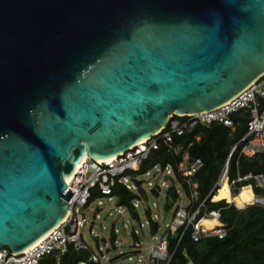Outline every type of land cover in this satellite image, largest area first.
Wrapping results in <instances>:
<instances>
[{"label":"water","instance_id":"obj_1","mask_svg":"<svg viewBox=\"0 0 264 264\" xmlns=\"http://www.w3.org/2000/svg\"><path fill=\"white\" fill-rule=\"evenodd\" d=\"M263 73L264 0H0V247L62 221L84 154L105 166Z\"/></svg>","mask_w":264,"mask_h":264},{"label":"built area","instance_id":"obj_2","mask_svg":"<svg viewBox=\"0 0 264 264\" xmlns=\"http://www.w3.org/2000/svg\"><path fill=\"white\" fill-rule=\"evenodd\" d=\"M261 100H264V73L236 96L212 110L172 115L165 127L152 136L137 142L128 151L108 161L105 166L86 156L80 167L75 170L73 178L69 182L65 179L67 189L73 191L72 197L68 201V216L66 219L50 230L42 241L29 246L24 253L15 254L7 247H0V264H41L43 257L47 254L54 255L55 264H60L61 257L67 251L68 244H73L77 249H90L88 243L83 239L82 233L88 225L86 212L93 199H99L97 201L98 205L102 204L101 198L104 196H109V199H112L114 187L118 184L129 190L137 188L142 192L143 184L135 186L132 183L133 179L127 172L129 170H140L150 152L153 149H158L161 140L172 144L174 135H184L186 132L194 130L198 125L210 127L213 124H222L235 129L233 114L240 110H246L249 112L250 117L244 135L232 146L217 183L197 206L195 202L198 199L199 190L198 181L194 176L203 167L204 162L201 158L190 155L189 148L193 142L189 143L187 147L181 145L171 146L172 155L179 158L176 162L177 168H173L172 165L163 168L160 164L154 167L164 176V179H166L165 177L169 179L177 175L182 177L188 189V192L186 191L188 202L186 205L179 204L176 207L172 222L167 225L158 242L149 243L144 248L142 242L136 239L133 250L121 254V257L125 256L132 260L134 256H137V261L133 264H160L162 262L168 264L172 258L168 248V237L179 229H182L179 241L188 230H191V237L194 241L206 237L224 238L230 228L221 220L220 209L207 208V200H225L239 210L254 204L264 206V194L255 191V188L264 189V171L241 173L237 169L235 176L232 177L230 174V163L236 154L239 158L241 156H260L264 153V109L260 110ZM199 138L200 135H197L195 140H199ZM146 174H149V171ZM224 183L228 185L231 201H228L227 198L214 199ZM148 184L151 185V182H148ZM244 187H250L253 196L250 201L238 205L234 198L240 194ZM169 188H172V185ZM156 189H160V187L157 186ZM94 193H98L95 198H93ZM134 206L138 208L139 201H135ZM152 217L153 219L157 218V216ZM205 221H215L216 223L209 226ZM146 223L149 224V220H146ZM141 227H143V223H141ZM136 232L135 234H137ZM104 243H106V240ZM99 249L103 250L101 246ZM104 259L107 261L105 262ZM111 259L105 258L104 255L100 256L93 251L90 257V261L100 264H111ZM80 264H89V262H80Z\"/></svg>","mask_w":264,"mask_h":264},{"label":"trees","instance_id":"obj_3","mask_svg":"<svg viewBox=\"0 0 264 264\" xmlns=\"http://www.w3.org/2000/svg\"><path fill=\"white\" fill-rule=\"evenodd\" d=\"M264 109V100H261V109ZM249 112L240 110L233 114L235 129L222 124H213L210 127L198 125L191 132L184 135H174L172 144L161 140L158 149H153L145 160L141 171L146 173L151 167L160 164L163 168L172 165L177 168L178 157H174L170 151L171 146L181 145L189 148L192 157H199L203 160V167L195 174L198 181L199 196L195 205L197 206L213 189L224 168L228 154L232 146L244 135L249 120ZM200 135L199 140L195 137ZM238 162V165H237ZM238 166V167H237ZM237 169L241 173L264 171V153L260 156L248 157L237 154L230 163V174L235 176ZM183 187L188 192L187 185L178 176ZM174 193L168 190L169 195L178 196V192L172 186ZM256 193H263L264 189L255 188ZM156 192V191H155ZM144 193V190H142ZM98 193H94V197ZM112 196H116L120 205H124L132 213L133 217L140 219L139 213L134 206V199L137 195L118 184L114 187ZM253 196L250 187H244L239 194L241 200L249 199ZM228 199V185L224 183L219 193L214 199ZM208 209H220L221 220L229 226L228 234L224 238L206 237L199 241H194L191 237V230L185 232L179 241L182 229H179L168 237V248L172 258L168 264H264V206L254 204L243 210H239L234 205L225 200L206 202ZM169 205L166 206L168 208ZM151 209H147L146 216L149 220L150 231L153 235L158 231V222L153 219ZM115 242V233L112 234ZM92 250L79 248L73 244L67 245V251L62 255L60 264H100L90 261ZM121 256V255H120ZM112 258L111 264H119ZM55 257L47 254L43 257L41 264H55ZM165 264V263H164Z\"/></svg>","mask_w":264,"mask_h":264},{"label":"rangeland","instance_id":"obj_4","mask_svg":"<svg viewBox=\"0 0 264 264\" xmlns=\"http://www.w3.org/2000/svg\"><path fill=\"white\" fill-rule=\"evenodd\" d=\"M127 174L133 179L132 183L135 186L143 184L142 190H144V193L137 188L131 190L137 195L134 202L139 201V206L136 209L140 219L134 218L126 206L120 205L116 196H112V199H109V196H104L101 198L103 201L101 205L97 203L99 199H93L92 203L89 204L86 212L88 225L82 233L83 239L93 252L100 256L104 255L108 259L119 257L115 261L119 264H133L136 262L137 256L129 260L128 257H121L120 255L132 251L136 239L142 242L144 248L149 243L158 242L167 225L172 222L176 207L179 204L186 205L188 202L186 190L177 176L164 179V176L157 171L156 167H151L149 174L142 172L141 169L137 171L129 170ZM148 182H151V185ZM163 182L165 183L162 184ZM171 185L178 191L177 197L169 195L168 190ZM157 186L160 189H156ZM167 205H169L168 208H166ZM147 209H151L152 216H157L154 219L158 222V231L155 235L151 233L150 226L146 223V220H148L146 216ZM141 223H143V227H141ZM135 231H137V234H135ZM113 233L116 237L115 242L112 239ZM103 239L106 240V243ZM100 246L103 250L99 249ZM104 261L107 260L104 259Z\"/></svg>","mask_w":264,"mask_h":264},{"label":"bare ground","instance_id":"obj_5","mask_svg":"<svg viewBox=\"0 0 264 264\" xmlns=\"http://www.w3.org/2000/svg\"><path fill=\"white\" fill-rule=\"evenodd\" d=\"M145 138H143V139H141L140 141H142V140H144ZM120 154H116L113 158H111L109 161H111L112 159H114L115 157H117V156H119ZM86 154H84L83 156H81L80 158H79V160H78V162H77V164H76V166H75V168H74V170H73V172L68 176V177H66V181L67 182H69L72 178H73V175H74V173H75V170L76 169H78V167H80V165H81V163L84 161V159L86 158ZM235 201H236V203L238 204V205H242L245 201H250L251 199H252V197L251 198H249V199H244V200H241L240 199V197H239V195L238 196H236L235 198ZM232 200V198H231V195H230V191H229V188H228V201H231ZM68 216V212H67V214L65 215V217L62 219V221L61 222H63L65 219H66V217ZM61 222H59L56 226H58ZM205 223L207 224V225H209V226H211V225H213V224H215L216 222L215 221H205ZM55 226V227H56ZM53 228H51V230H52ZM50 231V230H49ZM48 231V232H49ZM48 232H46L40 239H38L35 243H33L32 245H36L37 243H39L40 241H42L46 236H47V234H48ZM27 249V248H26ZM26 249H24V250H22V253H24L25 251H26Z\"/></svg>","mask_w":264,"mask_h":264},{"label":"crops","instance_id":"obj_6","mask_svg":"<svg viewBox=\"0 0 264 264\" xmlns=\"http://www.w3.org/2000/svg\"><path fill=\"white\" fill-rule=\"evenodd\" d=\"M189 264H192V263H189Z\"/></svg>","mask_w":264,"mask_h":264}]
</instances>
